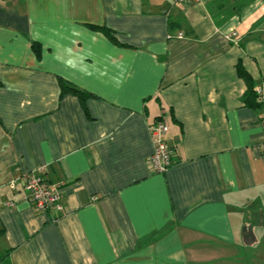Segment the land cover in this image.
<instances>
[{
  "label": "crops",
  "instance_id": "crops-1",
  "mask_svg": "<svg viewBox=\"0 0 264 264\" xmlns=\"http://www.w3.org/2000/svg\"><path fill=\"white\" fill-rule=\"evenodd\" d=\"M238 64L264 86V0H0V264H264V112ZM39 168L62 210L25 199Z\"/></svg>",
  "mask_w": 264,
  "mask_h": 264
},
{
  "label": "built area",
  "instance_id": "built-area-1",
  "mask_svg": "<svg viewBox=\"0 0 264 264\" xmlns=\"http://www.w3.org/2000/svg\"><path fill=\"white\" fill-rule=\"evenodd\" d=\"M190 0H173L174 3H187ZM256 100L264 112V86L255 87ZM264 130V115L262 118ZM153 152L149 158V165L153 172L162 173L167 171L173 164L174 150L167 139V127L163 118L154 122L150 126ZM264 151V138L261 142ZM26 190L25 199L32 202L40 211L62 210L63 192L60 184L52 183L46 176L44 168L26 172L22 177ZM18 179L11 181L10 185L15 188Z\"/></svg>",
  "mask_w": 264,
  "mask_h": 264
},
{
  "label": "trees",
  "instance_id": "trees-1",
  "mask_svg": "<svg viewBox=\"0 0 264 264\" xmlns=\"http://www.w3.org/2000/svg\"><path fill=\"white\" fill-rule=\"evenodd\" d=\"M90 27L101 30L104 33H106L108 36H110L112 39L116 40L115 37L113 36V30L111 28L105 25L101 26V25H94V24H90ZM32 46H33V49L36 51V53L40 56L41 55L40 43L37 41L33 42ZM238 72L240 76L243 77L249 85V90L246 93L247 94L246 100L249 104H254V101H256L257 96L255 93V88H253V85H252V78L241 64H238ZM61 89H62L61 96H63L64 94L70 93V92L79 95L82 99H85L88 96V92H85L77 87L70 86L64 80H61Z\"/></svg>",
  "mask_w": 264,
  "mask_h": 264
}]
</instances>
